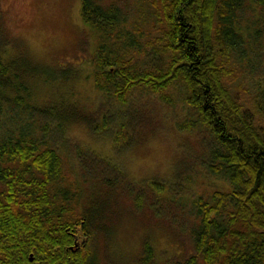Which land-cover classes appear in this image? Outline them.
<instances>
[{
    "label": "trees",
    "instance_id": "obj_1",
    "mask_svg": "<svg viewBox=\"0 0 264 264\" xmlns=\"http://www.w3.org/2000/svg\"><path fill=\"white\" fill-rule=\"evenodd\" d=\"M247 1L147 0L148 17L140 13L148 28L133 22L132 30L117 0L80 1L83 23L97 31L100 40L115 44L108 50L103 43L96 46L93 81L97 89L125 103L136 89L159 92L168 102L164 92L168 87L185 88L184 102L197 114L178 127L208 131L211 159L206 166L230 182L227 190L213 191L211 200L198 196L193 201L196 218L190 232L195 254L189 255L188 264H264V127L258 126L254 115L264 121V87L258 85V98L251 99L250 111L227 85L259 66L262 59L257 47L264 36V0L247 3L257 6L259 13L250 16L251 26L240 29L243 11L252 9L245 10ZM140 55H147L145 63H139ZM13 65V59L0 60V111L11 102L5 92L27 95L29 88L21 81L14 85ZM24 104L31 116L44 119V126L51 127L48 121H52L53 129L82 122L95 132L108 125L106 114L99 118L83 113L75 103L52 113V106ZM15 127L18 134L0 123V264H94L88 239L100 230L108 231L107 199L99 203L93 196L84 212L76 214L71 189L54 191L63 177L56 148L40 141L25 123ZM123 129L121 124L115 141ZM112 173L114 183L117 173ZM149 186L156 195L167 188L158 180ZM134 195L140 205L142 192ZM142 250L143 260H148L152 250L147 241Z\"/></svg>",
    "mask_w": 264,
    "mask_h": 264
},
{
    "label": "rangeland",
    "instance_id": "obj_2",
    "mask_svg": "<svg viewBox=\"0 0 264 264\" xmlns=\"http://www.w3.org/2000/svg\"><path fill=\"white\" fill-rule=\"evenodd\" d=\"M80 1L0 0V60L6 63L13 59L14 85L21 81L29 87L28 96L24 91L5 92L11 102L2 106L0 123L14 129V134H18L15 126L25 123L40 141L56 148L62 158L63 177L54 184V191L61 194L57 188L71 189L70 203L76 214L84 212L93 196L99 203L107 199L108 231L100 230L88 239L92 263L188 264L189 255L195 254L190 232L196 218L193 201L198 196L211 200L213 191L227 190L230 182L206 166L211 159L208 131L203 127H178L197 114L184 102L185 88L168 87L164 91L168 102L159 92L136 89L125 103L97 89L93 81L96 46L103 43L108 50L115 49V44L100 40L98 32L83 23ZM248 2L245 10L252 9L243 11L240 29L246 24L251 26L250 16L259 13L258 7L252 3L248 7ZM117 3L131 24L129 30L133 22L148 28L141 20L143 14L149 15L147 0ZM260 40L259 66L227 83L231 93L250 111L251 99L258 98V85L264 87V36ZM147 55H140L139 63H145ZM24 102L30 107L52 106L51 113L75 103L83 113L98 117L106 114L108 125L95 132L82 122L53 129L52 121H48L51 127H46L44 119L24 110ZM254 115L263 128L261 116ZM121 124L124 133L115 141ZM110 169L117 173L114 183ZM106 178L111 179L109 184ZM154 180L167 185L163 193L156 195L150 188ZM136 192H142L140 205L135 201ZM146 241L152 254L143 260Z\"/></svg>",
    "mask_w": 264,
    "mask_h": 264
},
{
    "label": "water",
    "instance_id": "obj_3",
    "mask_svg": "<svg viewBox=\"0 0 264 264\" xmlns=\"http://www.w3.org/2000/svg\"><path fill=\"white\" fill-rule=\"evenodd\" d=\"M74 238H76V237L74 236ZM74 243H75L76 246L79 245V242H77L76 240L74 241ZM28 256H29V259H30V260L33 259V255H32V253H29Z\"/></svg>",
    "mask_w": 264,
    "mask_h": 264
}]
</instances>
